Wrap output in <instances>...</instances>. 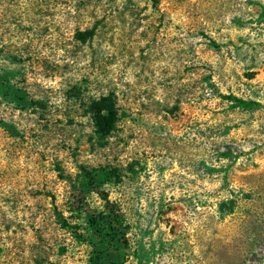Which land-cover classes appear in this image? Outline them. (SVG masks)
<instances>
[{
    "label": "rangeland",
    "instance_id": "1",
    "mask_svg": "<svg viewBox=\"0 0 264 264\" xmlns=\"http://www.w3.org/2000/svg\"><path fill=\"white\" fill-rule=\"evenodd\" d=\"M0 264H264V0H0Z\"/></svg>",
    "mask_w": 264,
    "mask_h": 264
},
{
    "label": "trees",
    "instance_id": "2",
    "mask_svg": "<svg viewBox=\"0 0 264 264\" xmlns=\"http://www.w3.org/2000/svg\"><path fill=\"white\" fill-rule=\"evenodd\" d=\"M92 110L95 113V126L101 134L107 133L111 129L113 123L111 106L109 104L100 103L99 106Z\"/></svg>",
    "mask_w": 264,
    "mask_h": 264
}]
</instances>
